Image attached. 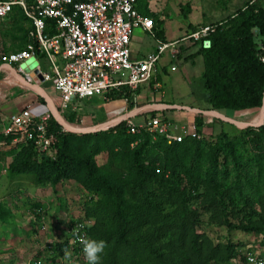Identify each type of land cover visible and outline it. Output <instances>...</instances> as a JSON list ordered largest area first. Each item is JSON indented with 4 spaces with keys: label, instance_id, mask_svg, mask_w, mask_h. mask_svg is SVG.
<instances>
[{
    "label": "trees",
    "instance_id": "16d2710c",
    "mask_svg": "<svg viewBox=\"0 0 264 264\" xmlns=\"http://www.w3.org/2000/svg\"><path fill=\"white\" fill-rule=\"evenodd\" d=\"M139 2V11L154 18L156 37L165 42L161 19L146 6L142 10ZM17 16V22L25 26L19 28L24 43L17 50H21L28 43L32 26L21 6H16L8 19ZM211 24L217 25L209 36L212 46L198 47L197 52L204 61L211 109L242 112L261 108L264 1L250 0L227 18ZM255 29L261 35V44L255 40ZM136 92L126 87L112 89L102 99L131 101ZM63 117L73 124L82 119L73 108L65 110ZM195 123L201 137L185 136L180 142L169 144L165 137L147 131L128 132L125 121L97 133L77 134L65 131L52 116L49 127L56 135V158H39L31 142L23 144L10 163V174H32L38 183L54 186L74 180L89 193L82 209L85 219H95L89 229L90 237L104 241L108 248L99 264H122L126 260L131 264H229L238 256L235 245H215L205 233L197 232L200 214L191 203L201 199L203 189L206 199H210L206 209L214 210L216 204L229 227L234 226L230 214L244 213L242 207L261 208L264 217V124L244 129L242 137L231 139L226 132L207 138L202 115L196 117ZM12 138L3 134L0 141L10 143ZM102 151L109 157L100 166L96 155ZM208 190L212 194H207ZM2 207L0 203V213H4ZM251 216L249 212L247 217ZM238 227L264 236L263 223ZM170 235L174 236V243H165ZM121 248L128 253L119 255ZM50 253L47 261L60 263L73 253L70 240L56 241ZM246 253L264 258L257 252ZM246 253L241 259L250 264Z\"/></svg>",
    "mask_w": 264,
    "mask_h": 264
},
{
    "label": "rangeland",
    "instance_id": "374dc122",
    "mask_svg": "<svg viewBox=\"0 0 264 264\" xmlns=\"http://www.w3.org/2000/svg\"><path fill=\"white\" fill-rule=\"evenodd\" d=\"M248 1L250 0H140L139 4L142 7L147 5L153 7L154 10L151 12L161 19V28L164 31L165 28L167 31L169 29L167 37L165 35V41L169 42L182 39L186 33L198 26L227 18ZM17 21H20L19 16L10 17L0 24V56L19 49L24 43L20 38L23 31L19 28L20 25L24 28L25 26L22 22L18 23ZM198 21L199 24H197ZM138 32H140L141 38L136 49L138 50L137 57L141 59L146 57L150 51H155L159 43L155 37L142 29H139ZM254 37L257 42L261 40L258 29L254 30ZM196 48L197 45L189 50L190 53ZM41 63L43 70L48 71V61L41 59ZM171 68H175L176 71H172ZM164 69L167 73H164ZM203 73L204 62L202 58L195 59L193 65L187 62L184 56L176 58L171 49H167L161 55L158 63L156 77L160 76L158 81L162 84V91H164V97L158 98L167 102L191 103L194 106L208 108V92ZM152 82L155 84L157 81L152 80ZM152 82L141 85L140 99L153 98V89L149 86ZM100 101L102 100L99 99V96H94L73 102L70 108H75L79 118H82L75 123L77 127H92L104 119L101 105L94 109V105ZM260 109L254 114H248L245 111H218L239 122L256 123L259 120L258 117H261ZM210 110L214 109L205 110L207 112L203 116L206 121L208 119L213 120V123L210 121L211 124L204 133L207 138H215L222 132H226L231 139L242 137L241 131L247 128L223 121L217 115L208 112ZM164 112L165 116L175 119L178 123L187 124L188 122L184 117L177 115L180 113L178 110H166ZM150 116L149 113L135 117L134 120L136 123H142ZM7 143L8 141H5V143L0 144V195L6 198L5 202L0 201L4 210V213H0V264H34L35 258L42 257L45 260L50 258V244H54L56 241L70 240L71 223L76 219L84 218L82 207L89 200L90 195L74 180L61 181L57 186H54L51 183H38L32 174L11 175L10 163L22 148H11V146L8 148L9 144ZM108 157L109 155L105 151L98 153L96 155L98 165L102 166L107 163ZM242 158H247V155ZM256 170L257 168L253 171L256 172ZM200 192L202 193L201 199L193 200L191 203V207H196L200 214V223L196 231L205 233L215 245L224 246L232 242L238 256L232 259L229 264H247L242 261L241 256L248 251L257 252L264 256V236L238 227L247 224H264L261 208L253 206L244 209L245 207H242L241 210H244V213L237 214V216L230 214L229 220L234 226L229 227L224 223V214L217 208L216 204H214V210L209 209L208 211L206 209L210 199H206L207 196L203 193V189ZM210 193L211 190H208L207 194ZM230 208L232 209L231 206ZM10 211L15 214L11 216ZM249 212L252 214L250 218L247 217ZM169 237L164 239L165 243H174V236L170 235ZM106 249L108 248L105 247L100 261H102ZM168 251L170 250L168 249ZM126 253H128L126 248L119 250L121 256ZM59 262L57 264H79L73 254H67ZM122 264H131V261L126 260ZM211 264L225 263L212 262Z\"/></svg>",
    "mask_w": 264,
    "mask_h": 264
},
{
    "label": "built area",
    "instance_id": "2783aa9c",
    "mask_svg": "<svg viewBox=\"0 0 264 264\" xmlns=\"http://www.w3.org/2000/svg\"><path fill=\"white\" fill-rule=\"evenodd\" d=\"M16 6L22 7L31 22L28 43L21 50L2 54L1 61L16 64L22 73V66L28 60L36 62L32 71H37L43 81L52 84L59 97L56 108L62 115L75 100L103 97L109 90L124 87L137 90L150 82L157 75L159 59L167 49L176 54L177 46L183 44L211 48L209 36L217 27L216 24L201 25L182 39L164 42L156 37L154 18L139 11L138 0H0V23L9 18ZM137 29L151 34L159 44L146 57L133 60L130 48ZM41 59L48 61V71L42 69ZM261 60L264 61V54ZM26 76L33 78L30 73ZM162 89L157 81L153 100L164 97ZM37 104L41 105L32 102L12 113L3 133L13 137L11 148L31 142L39 158L55 159L56 135L49 127L52 113L48 109L35 108ZM150 115L142 123H136L134 118L124 120L128 132L147 131L165 137L169 144L180 142L185 136L201 137L195 122L178 123L165 116L163 110H154ZM94 222L90 217L71 223L70 245L79 264H86L80 240L91 239L89 229ZM52 248L50 244V250ZM246 257L250 264H264L263 257L252 253H246ZM34 264L50 263L38 257Z\"/></svg>",
    "mask_w": 264,
    "mask_h": 264
},
{
    "label": "crops",
    "instance_id": "0c3cea01",
    "mask_svg": "<svg viewBox=\"0 0 264 264\" xmlns=\"http://www.w3.org/2000/svg\"><path fill=\"white\" fill-rule=\"evenodd\" d=\"M146 7L150 11L154 10L153 7H151L150 5H147ZM141 9L146 10L145 7H141ZM162 19H163V17H162ZM199 23L200 22L198 21L197 24H199ZM211 23H213V22H211ZM138 30L139 29L135 30V32L133 34L131 48H130L131 49V57L133 60L140 59L139 57H137L138 50L136 49L137 45L139 43V39L141 38L139 35L140 32H138ZM168 32H169V29L167 31L165 28L164 34L166 35V37H167ZM259 44H261V40L259 41ZM194 46H196V45H188V44L178 45L177 46V53L175 54V57L176 58L177 57L182 58L184 56V59L187 62H190L194 65L195 59H198V58L203 59L202 55L197 54L198 49H199L198 46L193 52L190 53L189 50H191ZM150 52H152V51H150ZM41 65H42V63H41ZM11 66H13L18 72H20L18 70V68H17L18 66L16 64H13ZM0 67H2L1 71H0V137H2V135L4 134L3 133L4 128L8 122L9 116L12 113L18 111L19 109L24 107L26 104H29L32 102L41 104L40 105L41 107L39 106V104H37V106H35V108H37L39 110L40 109H48L49 110V105H52L53 107H57L56 105L58 104L59 97H58V93L53 89L51 83L45 82V81H43V79L42 80L39 79L40 82H38V79H36V78L35 79L34 78L28 79L30 82L38 84L43 88L45 95H46V96H43L38 90L26 87L20 81V79L17 77V74L7 64L2 63L0 65ZM171 70L176 71L175 68H171ZM32 73H33V71H31V74ZM164 73H167V71L165 69H164ZM159 77L160 76H158V77L155 76L153 80L157 81ZM149 86L153 89L154 84L150 83ZM140 91H141V86L137 89V92H136L135 96L131 99V101H127V100H125V98L113 99V100H104V99H101V98H103L102 96H99V99L102 101H100V103H96L94 105V109H96L95 107H98L101 105V107L103 109L104 119H102L101 121H98L97 124H100L102 122H106L108 120H112L114 118H118L120 116H124L128 113L137 112L140 110H147L151 107V105L156 104V103L178 104L181 106H189L192 108H197V109H202V110L211 109V106L209 103H208L209 104L208 108H202L200 106H194L191 103L167 102V101L161 99L163 97H161L160 99H156V100H153V98H151V97L150 98L146 97V98H144V100L141 98L144 101L143 102L140 99V93H139ZM207 97H208V95H207ZM178 111L180 113H177V115L184 117L188 121L187 123L195 122L196 117L198 116V114L192 113L190 111H184V110H180V109H178ZM256 111H258V109L245 110V112L248 114H254ZM259 113L261 115V109H260ZM205 115H206V113L202 114V116H205ZM210 121L212 122L213 120L208 119L206 121V119H205V124H206V126L204 128L205 131L208 128L209 124H211ZM3 142L5 143V141H0V144ZM7 144H9L7 147L10 148V146H11L10 143L8 142ZM0 194H1V188H0ZM5 199H6L5 197L0 195V201L5 202ZM6 213H7V211H6ZM9 214L11 216H13L15 213L10 211Z\"/></svg>",
    "mask_w": 264,
    "mask_h": 264
},
{
    "label": "water",
    "instance_id": "95a60500",
    "mask_svg": "<svg viewBox=\"0 0 264 264\" xmlns=\"http://www.w3.org/2000/svg\"><path fill=\"white\" fill-rule=\"evenodd\" d=\"M10 68H12V70L17 74V77L20 79V81L28 88H33L35 90H38L43 96L45 95V92L43 90V88L35 83H32L28 80V77L26 76V73H30V76L33 77L34 79H39L42 80V76L41 74H38L37 71L33 72L31 74L32 69L36 66V62H34L33 60H28L26 64H24L22 67L24 68V73L22 72H18L13 66H11L10 64H7ZM0 67V71H1ZM186 110V111H191V112H195L198 115H202L204 113H206L207 111L202 110V109H197V108H192L189 106H181L178 104H169V103H156L151 105V107L147 110H140L137 112H132V113H128L124 116H120L118 118H114L112 120H108L106 122H102L100 124H97L95 126L92 127H86V128H79L77 126H75L74 124L68 122L63 115L59 112V110L56 107H53L52 105H49V111L52 113V116L54 117V119L59 123V125L68 132H72V133H77V134H84V133H90V132H99L102 130H107L111 127H114L116 125H118L119 123L123 122L124 120H126L127 118H135L141 115H147L149 113H151L154 110ZM210 113H213L215 115H217L220 119H222L223 121L229 122L231 124H235L238 125L240 127L243 128H249V127H260L261 125L264 124V101H263V106L261 107V117H260V121L259 123H247V122H239L233 118L227 117L224 114H222L221 112H219L218 110H210L208 111Z\"/></svg>",
    "mask_w": 264,
    "mask_h": 264
},
{
    "label": "clouds",
    "instance_id": "9594fccd",
    "mask_svg": "<svg viewBox=\"0 0 264 264\" xmlns=\"http://www.w3.org/2000/svg\"><path fill=\"white\" fill-rule=\"evenodd\" d=\"M82 250L85 256L86 264H99L101 254L106 245L104 241L81 238Z\"/></svg>",
    "mask_w": 264,
    "mask_h": 264
},
{
    "label": "bare ground",
    "instance_id": "6f19581e",
    "mask_svg": "<svg viewBox=\"0 0 264 264\" xmlns=\"http://www.w3.org/2000/svg\"><path fill=\"white\" fill-rule=\"evenodd\" d=\"M213 114V113H212ZM259 121H260V116H259V120L256 122V123H259Z\"/></svg>",
    "mask_w": 264,
    "mask_h": 264
}]
</instances>
